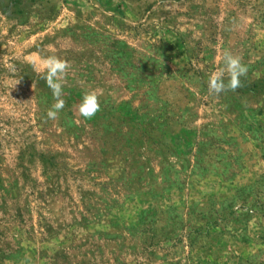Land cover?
I'll return each mask as SVG.
<instances>
[{"label":"rangeland","instance_id":"obj_1","mask_svg":"<svg viewBox=\"0 0 264 264\" xmlns=\"http://www.w3.org/2000/svg\"><path fill=\"white\" fill-rule=\"evenodd\" d=\"M0 264H264V0H0Z\"/></svg>","mask_w":264,"mask_h":264},{"label":"clouds","instance_id":"obj_2","mask_svg":"<svg viewBox=\"0 0 264 264\" xmlns=\"http://www.w3.org/2000/svg\"><path fill=\"white\" fill-rule=\"evenodd\" d=\"M218 59L223 63L224 67L210 74L208 93L219 95L227 91L234 92L243 87L241 77L247 76L248 66L242 63V57L234 55L230 50L225 49ZM70 68L71 65L67 60L61 59L56 55H50L43 61V68L40 69L43 73L42 78L51 89L54 98V103L47 111L48 119L57 120L59 113L65 107L66 101L63 99V86ZM226 76L227 82H225ZM18 83L19 80H16L14 85ZM101 95H103L102 91L91 90L85 92L78 105L79 115L86 120L92 119L101 110L99 99Z\"/></svg>","mask_w":264,"mask_h":264}]
</instances>
